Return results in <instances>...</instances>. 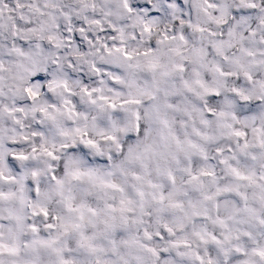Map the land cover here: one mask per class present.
<instances>
[{
	"label": "clouds",
	"instance_id": "clouds-1",
	"mask_svg": "<svg viewBox=\"0 0 264 264\" xmlns=\"http://www.w3.org/2000/svg\"><path fill=\"white\" fill-rule=\"evenodd\" d=\"M0 264H264V0H0Z\"/></svg>",
	"mask_w": 264,
	"mask_h": 264
}]
</instances>
